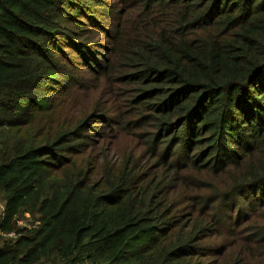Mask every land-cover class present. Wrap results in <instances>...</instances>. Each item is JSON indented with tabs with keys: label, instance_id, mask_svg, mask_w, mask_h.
I'll list each match as a JSON object with an SVG mask.
<instances>
[{
	"label": "trees",
	"instance_id": "trees-1",
	"mask_svg": "<svg viewBox=\"0 0 264 264\" xmlns=\"http://www.w3.org/2000/svg\"><path fill=\"white\" fill-rule=\"evenodd\" d=\"M0 264H264V0H0Z\"/></svg>",
	"mask_w": 264,
	"mask_h": 264
},
{
	"label": "rangeland",
	"instance_id": "rangeland-1",
	"mask_svg": "<svg viewBox=\"0 0 264 264\" xmlns=\"http://www.w3.org/2000/svg\"><path fill=\"white\" fill-rule=\"evenodd\" d=\"M2 210H3V209H2V206L0 205V214L2 213Z\"/></svg>",
	"mask_w": 264,
	"mask_h": 264
}]
</instances>
